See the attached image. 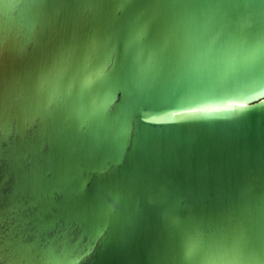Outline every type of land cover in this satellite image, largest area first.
<instances>
[{
    "label": "water",
    "instance_id": "1",
    "mask_svg": "<svg viewBox=\"0 0 264 264\" xmlns=\"http://www.w3.org/2000/svg\"><path fill=\"white\" fill-rule=\"evenodd\" d=\"M0 264H264V0H0Z\"/></svg>",
    "mask_w": 264,
    "mask_h": 264
},
{
    "label": "snow or ice",
    "instance_id": "2",
    "mask_svg": "<svg viewBox=\"0 0 264 264\" xmlns=\"http://www.w3.org/2000/svg\"><path fill=\"white\" fill-rule=\"evenodd\" d=\"M194 111H195V109H194Z\"/></svg>",
    "mask_w": 264,
    "mask_h": 264
}]
</instances>
